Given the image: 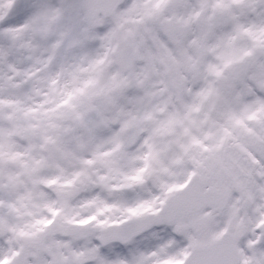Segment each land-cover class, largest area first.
Wrapping results in <instances>:
<instances>
[{
    "label": "snow or ice",
    "instance_id": "snow-or-ice-1",
    "mask_svg": "<svg viewBox=\"0 0 264 264\" xmlns=\"http://www.w3.org/2000/svg\"><path fill=\"white\" fill-rule=\"evenodd\" d=\"M0 264H264V0H0Z\"/></svg>",
    "mask_w": 264,
    "mask_h": 264
}]
</instances>
